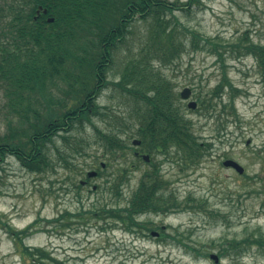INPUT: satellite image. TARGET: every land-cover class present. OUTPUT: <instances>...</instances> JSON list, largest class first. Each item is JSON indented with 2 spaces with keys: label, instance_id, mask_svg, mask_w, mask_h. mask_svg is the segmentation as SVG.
Masks as SVG:
<instances>
[{
  "label": "trees",
  "instance_id": "1",
  "mask_svg": "<svg viewBox=\"0 0 264 264\" xmlns=\"http://www.w3.org/2000/svg\"><path fill=\"white\" fill-rule=\"evenodd\" d=\"M200 2L0 0V88L7 99L8 130L0 136V169L8 158L14 157L29 172L43 173L54 168L55 155L66 170L81 175L83 170H77L74 161L76 156H87L84 134L88 127L96 132V143L108 159L116 160L131 150L125 134L141 140V150L150 154L174 146L183 170L198 165L210 146L199 142L174 80L161 73L156 64L176 63L190 50L214 57L224 71L223 79L212 90L211 97L199 96L201 109L210 114V118L217 115L219 104L222 105L219 115L226 114L227 110L237 115L234 98L240 90L234 89L228 78L227 60L252 58L264 73V44L255 42L248 33L239 34L231 41L208 38L169 19L177 12L191 13ZM40 7L47 9L48 15L34 18ZM49 18L54 21L49 22ZM137 23H144L146 29L141 48L132 54L129 38ZM120 50L127 56L120 62L119 78L112 80L107 76L115 70ZM103 82L117 90L118 95L114 96L121 100L119 106L124 112L111 108L103 111L97 103L100 90L104 88L98 86ZM226 87L230 88L228 104L222 100ZM214 99L220 102L215 105ZM96 119L106 123L107 131L95 124ZM97 159L94 157L92 164ZM131 164L134 167L136 163ZM117 168L110 173L107 183L112 195L121 196L128 170ZM147 174L149 177L134 190L124 208L106 206L87 214L91 213V218L98 220H121L130 232H136V228L149 230L146 223L139 224L138 217L165 212L155 199L156 191L163 186L158 181V172ZM69 179L81 200V183L75 178ZM173 200L176 211L199 209L212 218L220 214L216 210L209 211L206 201L192 196L185 199L184 208L177 197ZM83 214L85 212H66L71 217ZM36 224L22 230L4 224L15 241L20 264H71L46 247L25 243L37 233ZM175 240L187 251L207 256L183 239ZM221 246L220 256L230 257V264H239L254 246L264 254V235H249L242 240L234 238Z\"/></svg>",
  "mask_w": 264,
  "mask_h": 264
},
{
  "label": "rangeland",
  "instance_id": "2",
  "mask_svg": "<svg viewBox=\"0 0 264 264\" xmlns=\"http://www.w3.org/2000/svg\"><path fill=\"white\" fill-rule=\"evenodd\" d=\"M169 19L203 37L231 41L239 34L248 33L255 42L264 44V0H201L191 13L177 12ZM145 29L144 23L134 26L129 38L132 54L141 48ZM125 55V51L120 50L115 70L109 72L107 78H119L120 62ZM156 67L174 80L179 93L185 87L193 89L192 99L199 102V107L190 110L187 101L181 100V103L186 116L194 124L199 142L210 146L202 161L183 170L174 148L171 150L172 159L162 165L163 172L159 171L160 168L157 171L163 155L152 156L150 164L136 161L132 141L137 137L125 134L131 150L116 160L108 159L96 143L97 135L92 127H88L84 134L87 156H76L74 161L77 170L82 169L84 174L70 173L55 155L54 168L43 173H31L18 159L8 158L0 169V264L21 262L15 241L4 224L22 230L37 223L34 228L37 233L28 237L25 243L46 247L71 264H230V257L220 256L221 243L234 238L242 240L249 235H264V73L252 58L227 60L228 78L234 89L240 90L234 98L237 115L229 114V110L219 115L222 110L219 104L217 115L210 118V114L202 111L199 96L211 97L212 90L223 79L224 71L214 57L203 51L190 50L176 63L156 64ZM100 91L97 103L103 111L106 108L125 111L119 106L121 100L114 96L118 94L112 85ZM229 91L230 88L226 87L222 94L226 104L230 102ZM6 102L0 88V136L8 132ZM219 102V99L213 100L215 105ZM95 124L107 131L106 123L97 120ZM61 144L59 142V146ZM96 156L98 159L92 164ZM226 159L237 161L245 168V173L240 175L234 169L226 168L223 165ZM132 162L136 163L134 167ZM102 163L105 168L101 167ZM117 167L128 170L121 196L112 195L107 183L108 176L117 171ZM91 170L102 173L99 178L91 180V184L98 188L92 190L91 184L82 187L81 200H78L69 178H75L79 183ZM155 172L160 174L161 180H158L166 192L163 194L168 198L177 197L181 208H184L185 199L192 196L206 201L209 211L216 210L220 214L212 218L199 209L197 212L189 209L176 211L173 201L169 209L163 208L162 212L166 214L139 216V224L146 223L150 228L141 231L136 228L139 232L127 231L121 220H98L91 218V213L87 214L106 206L124 208L134 190L145 182L144 175ZM66 212L85 214L71 217ZM163 226L162 240L154 238L152 232L160 231ZM176 238L199 248L207 256L187 251ZM211 254L219 257V263L210 258ZM239 264H264V254L254 246Z\"/></svg>",
  "mask_w": 264,
  "mask_h": 264
},
{
  "label": "flooded vegetation",
  "instance_id": "3",
  "mask_svg": "<svg viewBox=\"0 0 264 264\" xmlns=\"http://www.w3.org/2000/svg\"><path fill=\"white\" fill-rule=\"evenodd\" d=\"M38 12H40V13H38ZM47 15H48V13L45 14L44 13V10L43 9L40 10V8H39V9L36 10V15L34 16V18H39V17L47 16ZM101 87H105V83L104 82L103 83H100V85L98 86L99 89ZM191 90H192V94H191V96H192L193 95V89H191ZM190 100H193L192 97H191ZM196 102H197V104L199 106V102L198 101H196ZM188 103H189V101H188ZM141 146H142V143L138 147H135L133 145V141H132V147H133L132 154H133V156L136 159H138V160L144 161L146 164H150L152 162V156H154V155H163V158L164 159L161 162H159L158 165H160V166L157 167V171L159 170L158 168H160L159 171L163 172L162 171V165H163V163L166 160H171L172 159V157H171V150H174V146L171 145L169 149H166V148L157 149L153 154H150V153L145 152V151H142V150H137V148H141ZM146 155H148L150 157V160L149 161L144 159V156H146ZM101 167L102 168H105L106 166L102 164ZM95 171L98 173L96 176H94L93 178H88V179H84V180L80 181V183H81V185H82L83 188L88 187L91 184V180L100 177L99 176V174H101L100 170H95ZM148 177H149V175L148 174H145L143 179L146 180ZM158 179L161 180L159 172H158ZM91 186H92V190H94V191L97 190V188H98V186H96V185H92L91 184ZM163 192L166 193L165 192L164 185L161 188H159V190L156 191V197H155V199H156L157 203L162 204L165 209H167V208L169 209V207L173 204V201L174 200H173V198H168L167 195L165 196L163 194ZM164 230H165V227L164 226L163 227H160V231H158V232H152L151 235L154 238H157L158 240H162V237L164 236V234H163V231Z\"/></svg>",
  "mask_w": 264,
  "mask_h": 264
},
{
  "label": "water",
  "instance_id": "4",
  "mask_svg": "<svg viewBox=\"0 0 264 264\" xmlns=\"http://www.w3.org/2000/svg\"><path fill=\"white\" fill-rule=\"evenodd\" d=\"M40 9H42V7H40ZM45 13H47V10H44ZM40 13V12H38ZM49 22H53L54 21V18H49L48 19ZM181 96L184 100H187L190 98L191 96V89L190 88H185L184 91L181 93ZM189 108L190 109H196L197 108V103L195 101H191L189 103ZM250 142L248 141V144ZM134 144L135 145H139L140 144V141L138 140H135L134 141ZM144 159L146 160H150V157L149 156H145ZM223 165L227 168H233L238 174L240 175H243L245 173V168L239 164L237 161L235 160H232V159H227L223 162ZM97 173L96 172H90L89 173V177H93V176H96ZM211 258L216 262V263H219V257L216 255V254H212L211 255Z\"/></svg>",
  "mask_w": 264,
  "mask_h": 264
}]
</instances>
